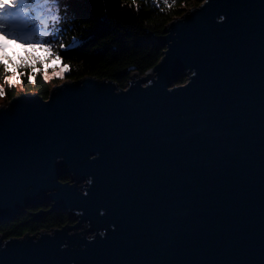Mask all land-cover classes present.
Here are the masks:
<instances>
[{"label":"water","instance_id":"1","mask_svg":"<svg viewBox=\"0 0 264 264\" xmlns=\"http://www.w3.org/2000/svg\"><path fill=\"white\" fill-rule=\"evenodd\" d=\"M154 39L125 88L0 106V223L77 221L0 235V264H264V0H203Z\"/></svg>","mask_w":264,"mask_h":264},{"label":"trees","instance_id":"2","mask_svg":"<svg viewBox=\"0 0 264 264\" xmlns=\"http://www.w3.org/2000/svg\"><path fill=\"white\" fill-rule=\"evenodd\" d=\"M202 1L168 0L166 5L165 0H88L87 4L80 0H59L62 19L57 26V42L71 44L75 37L78 43L69 51L60 52L61 62L54 61L51 65H43V68L49 70V76H52V69L59 70L64 65H70L71 72L63 79H50L48 82L39 75L34 85L25 77L12 86L4 83L5 73L0 69V86L6 92L0 96V106L22 92H35L48 99L56 84L88 76L113 80L125 88L131 79V73H127L130 67L144 74L161 60L164 48L156 43L154 37L163 35L166 26L182 16L187 7ZM99 17H104L102 23L98 21ZM7 42L12 45L8 49L9 54L13 50L23 54L21 45ZM186 79L183 77L180 83ZM17 80L20 81V77ZM67 222L66 215L55 214L39 227L28 217H19L0 223V235L5 239L21 237L42 227H61Z\"/></svg>","mask_w":264,"mask_h":264},{"label":"snow or ice","instance_id":"3","mask_svg":"<svg viewBox=\"0 0 264 264\" xmlns=\"http://www.w3.org/2000/svg\"><path fill=\"white\" fill-rule=\"evenodd\" d=\"M80 2L87 4L88 0ZM165 3L167 5L168 0ZM61 19L59 0H0V36L23 48V54L15 50L9 54V44L0 42V69L4 70L5 84L15 86L27 77L34 85L39 75L48 82L63 79L71 72V66L64 65L59 70L52 69V76H49V70L43 68L45 64L61 62L60 52H67L78 43L75 37L71 44L57 42V26ZM98 21L102 23L104 17H99ZM3 95L6 92L0 86V96Z\"/></svg>","mask_w":264,"mask_h":264},{"label":"flooded vegetation","instance_id":"4","mask_svg":"<svg viewBox=\"0 0 264 264\" xmlns=\"http://www.w3.org/2000/svg\"><path fill=\"white\" fill-rule=\"evenodd\" d=\"M67 180H70V179L66 178L65 181H67ZM49 208H50V205H48V204H46V205H44V206H41V207H33V208L28 209L24 214H22V215L19 216V217H25V218L28 217V218H29V221H31V222H35V223H36V226H39V227H40L44 222H48V218L51 217V216H53V215H55V214L66 215V216L68 217V221H69V222L63 224L61 227L65 226V225H67V224H72V225H74V224L77 223V221H76L73 217H71L67 212H52V213H49V212H47V211L49 210ZM41 210H44V211H45V213L42 215V217H41L39 220H35V219H33V215H34L35 213L41 211ZM19 217H18V218H19ZM18 218H17V219H18ZM17 219H16V220H17ZM57 227H59V226H53V227L50 228V229H49V228H44V227H42V228H40L39 231H37V232L27 233V234L39 233V232H41V231H50V230H52V229H54V228H57Z\"/></svg>","mask_w":264,"mask_h":264},{"label":"rangeland","instance_id":"5","mask_svg":"<svg viewBox=\"0 0 264 264\" xmlns=\"http://www.w3.org/2000/svg\"><path fill=\"white\" fill-rule=\"evenodd\" d=\"M201 3H202V2H200V4H201ZM196 4H197V3H196ZM190 6H191V5H190ZM190 6L186 8V11H185V12H187V11L189 10ZM185 12H184V13H185ZM0 42L8 43V44H9V48L12 47V45H10V43L7 42V40H5V38H4L3 36H0ZM63 81H64V80H63ZM22 93H23V92H22ZM6 104H7V103H6Z\"/></svg>","mask_w":264,"mask_h":264}]
</instances>
